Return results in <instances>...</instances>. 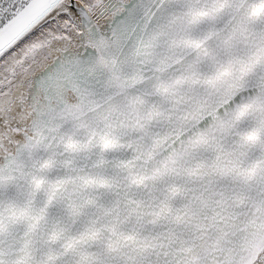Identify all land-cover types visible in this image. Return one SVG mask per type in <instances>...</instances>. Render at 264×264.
Masks as SVG:
<instances>
[{"label": "snow or ice", "instance_id": "1", "mask_svg": "<svg viewBox=\"0 0 264 264\" xmlns=\"http://www.w3.org/2000/svg\"><path fill=\"white\" fill-rule=\"evenodd\" d=\"M0 264H264V0H0Z\"/></svg>", "mask_w": 264, "mask_h": 264}]
</instances>
